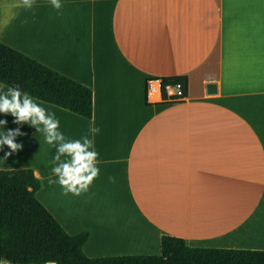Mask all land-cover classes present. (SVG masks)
<instances>
[{"label": "crops", "instance_id": "1", "mask_svg": "<svg viewBox=\"0 0 264 264\" xmlns=\"http://www.w3.org/2000/svg\"><path fill=\"white\" fill-rule=\"evenodd\" d=\"M15 2L0 0V41L92 90L91 118L34 100L69 140L91 137L95 120L99 175L79 196L49 185L55 147L11 114L0 132L19 128L23 147L5 159L11 150L0 146V169L43 177L37 199L69 234L88 232L87 256L158 254L163 235L264 250V0H60L59 10L35 0L10 9ZM177 76L187 78L183 100L146 95L148 78Z\"/></svg>", "mask_w": 264, "mask_h": 264}, {"label": "trees", "instance_id": "2", "mask_svg": "<svg viewBox=\"0 0 264 264\" xmlns=\"http://www.w3.org/2000/svg\"><path fill=\"white\" fill-rule=\"evenodd\" d=\"M185 76L161 79L164 86ZM0 83L18 86L33 98L84 118L92 117V90L0 41ZM164 97V94H163ZM41 181L30 168L0 169V262L10 264H264L262 249L188 246L183 238L163 235L158 254L89 257V234L66 232L37 199Z\"/></svg>", "mask_w": 264, "mask_h": 264}, {"label": "clouds", "instance_id": "3", "mask_svg": "<svg viewBox=\"0 0 264 264\" xmlns=\"http://www.w3.org/2000/svg\"><path fill=\"white\" fill-rule=\"evenodd\" d=\"M34 4L35 0H16L10 5V9L31 10ZM50 4L57 10L62 8L60 0H50ZM14 16L15 13L9 10L2 27H6ZM0 113L11 114L15 118L13 123L18 125L26 123L34 127L36 132L44 135L48 145L55 147L52 174L47 179L49 185L58 183L65 195L71 193L79 196L89 190L99 175L97 166L99 154L94 147V136L99 133L100 129L95 125L94 119L88 129L91 137L85 134L80 139L69 140L60 131V122L55 113L49 112L29 93L21 91L18 86L9 87L7 91L0 92ZM6 123V120H0V126ZM18 135H23L19 128L0 132V146L6 145L11 150L5 152V159L22 149L23 145L15 142ZM53 176L56 179H53ZM35 178L44 179L39 174H36ZM109 180L114 182L113 177H109Z\"/></svg>", "mask_w": 264, "mask_h": 264}, {"label": "built area", "instance_id": "4", "mask_svg": "<svg viewBox=\"0 0 264 264\" xmlns=\"http://www.w3.org/2000/svg\"><path fill=\"white\" fill-rule=\"evenodd\" d=\"M146 95L155 93L157 98L165 102L180 101L185 98L184 86L181 82L168 83L162 86L161 79L148 78L146 81ZM164 94V97H163Z\"/></svg>", "mask_w": 264, "mask_h": 264}, {"label": "water", "instance_id": "5", "mask_svg": "<svg viewBox=\"0 0 264 264\" xmlns=\"http://www.w3.org/2000/svg\"><path fill=\"white\" fill-rule=\"evenodd\" d=\"M206 88H207V91L208 92H214V91H216V85L214 83L207 84ZM50 262H51V264H57L54 261H47L44 264H50Z\"/></svg>", "mask_w": 264, "mask_h": 264}, {"label": "rangeland", "instance_id": "6", "mask_svg": "<svg viewBox=\"0 0 264 264\" xmlns=\"http://www.w3.org/2000/svg\"><path fill=\"white\" fill-rule=\"evenodd\" d=\"M3 91H7V89H5V88L1 89L0 88V92H3ZM4 117H5V120L8 122H10L13 119L12 116H10L9 114H6Z\"/></svg>", "mask_w": 264, "mask_h": 264}]
</instances>
